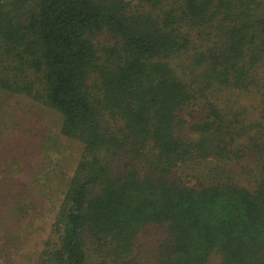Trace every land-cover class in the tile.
Returning a JSON list of instances; mask_svg holds the SVG:
<instances>
[{"label":"trees","instance_id":"1","mask_svg":"<svg viewBox=\"0 0 264 264\" xmlns=\"http://www.w3.org/2000/svg\"><path fill=\"white\" fill-rule=\"evenodd\" d=\"M0 90L83 146L36 264H264V0H0Z\"/></svg>","mask_w":264,"mask_h":264},{"label":"rangeland","instance_id":"2","mask_svg":"<svg viewBox=\"0 0 264 264\" xmlns=\"http://www.w3.org/2000/svg\"><path fill=\"white\" fill-rule=\"evenodd\" d=\"M61 122L54 109L0 90V264H36L53 241L55 215L83 148L62 136ZM144 256L138 264L151 253Z\"/></svg>","mask_w":264,"mask_h":264}]
</instances>
